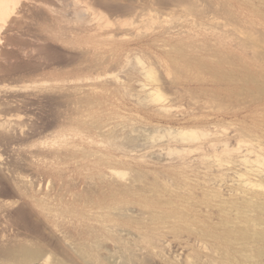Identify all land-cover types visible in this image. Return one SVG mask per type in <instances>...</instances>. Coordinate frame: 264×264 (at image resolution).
Here are the masks:
<instances>
[{
    "label": "rangeland",
    "instance_id": "obj_1",
    "mask_svg": "<svg viewBox=\"0 0 264 264\" xmlns=\"http://www.w3.org/2000/svg\"><path fill=\"white\" fill-rule=\"evenodd\" d=\"M258 11L0 0V264H264V100L185 65L264 72Z\"/></svg>",
    "mask_w": 264,
    "mask_h": 264
},
{
    "label": "bare ground",
    "instance_id": "obj_2",
    "mask_svg": "<svg viewBox=\"0 0 264 264\" xmlns=\"http://www.w3.org/2000/svg\"><path fill=\"white\" fill-rule=\"evenodd\" d=\"M259 3L264 4V0H259ZM257 10L260 9L258 8ZM227 12H229V10ZM258 12V16L262 23H264V13L261 11ZM229 17L231 18L232 16L229 15ZM236 57L218 52L213 56L212 60L204 59L203 61L191 57L192 59L187 60L185 65L191 69L198 70L201 73H210L216 81L222 83L224 87L230 88V90L227 91L229 96L224 93H215L217 99L223 95L231 100H237L240 98L243 101L244 99L251 101L264 100V72L259 69H254L244 62L243 59H237ZM4 254L5 257L14 261L13 264H26L38 257L41 254V251L24 244H16L8 247Z\"/></svg>",
    "mask_w": 264,
    "mask_h": 264
}]
</instances>
